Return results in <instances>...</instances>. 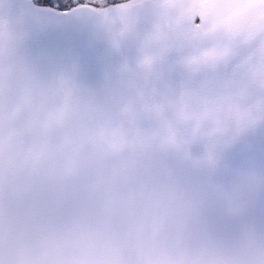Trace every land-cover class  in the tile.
Here are the masks:
<instances>
[{
    "label": "snow or ice",
    "instance_id": "1",
    "mask_svg": "<svg viewBox=\"0 0 264 264\" xmlns=\"http://www.w3.org/2000/svg\"><path fill=\"white\" fill-rule=\"evenodd\" d=\"M219 2L132 74L0 28V264H264V0Z\"/></svg>",
    "mask_w": 264,
    "mask_h": 264
},
{
    "label": "water",
    "instance_id": "2",
    "mask_svg": "<svg viewBox=\"0 0 264 264\" xmlns=\"http://www.w3.org/2000/svg\"><path fill=\"white\" fill-rule=\"evenodd\" d=\"M241 12L224 7L219 0H128L105 8L79 4L66 14L52 8L34 11L32 0H0V28L4 40L22 44L34 32L59 26L64 33L92 45L104 64L114 62L116 69L132 74L145 71L139 60L150 54L149 37L153 43L157 36L160 41H179L196 34V16L231 22ZM252 149L251 137L238 145L243 154Z\"/></svg>",
    "mask_w": 264,
    "mask_h": 264
},
{
    "label": "rangeland",
    "instance_id": "3",
    "mask_svg": "<svg viewBox=\"0 0 264 264\" xmlns=\"http://www.w3.org/2000/svg\"><path fill=\"white\" fill-rule=\"evenodd\" d=\"M54 6H61L63 4L65 7L72 6L74 4H77L79 2H92L97 5H106L110 3L113 0H52Z\"/></svg>",
    "mask_w": 264,
    "mask_h": 264
}]
</instances>
